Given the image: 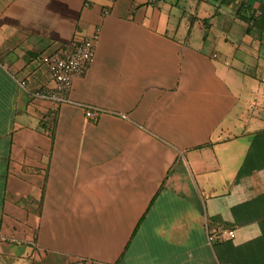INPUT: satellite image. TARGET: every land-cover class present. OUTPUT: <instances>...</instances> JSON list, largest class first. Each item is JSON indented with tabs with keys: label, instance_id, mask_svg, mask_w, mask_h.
Segmentation results:
<instances>
[{
	"label": "crops",
	"instance_id": "1",
	"mask_svg": "<svg viewBox=\"0 0 264 264\" xmlns=\"http://www.w3.org/2000/svg\"><path fill=\"white\" fill-rule=\"evenodd\" d=\"M0 264H264V0H0Z\"/></svg>",
	"mask_w": 264,
	"mask_h": 264
},
{
	"label": "built area",
	"instance_id": "2",
	"mask_svg": "<svg viewBox=\"0 0 264 264\" xmlns=\"http://www.w3.org/2000/svg\"><path fill=\"white\" fill-rule=\"evenodd\" d=\"M98 32L91 37L76 38L69 44L60 47L53 53L40 57L50 72L54 86L44 88L34 93L37 98L46 99L53 103V109L64 102H70V94L73 88V80L76 76H83L89 69L96 50ZM102 110L86 108L85 115L90 120H96ZM51 130V126L49 127ZM231 238V232L227 228L216 230L210 235V240Z\"/></svg>",
	"mask_w": 264,
	"mask_h": 264
}]
</instances>
